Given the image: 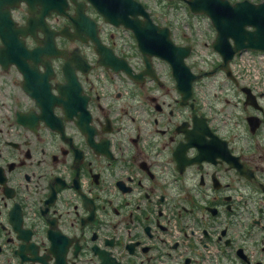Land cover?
I'll list each match as a JSON object with an SVG mask.
<instances>
[{"label": "flooded vegetation", "instance_id": "1", "mask_svg": "<svg viewBox=\"0 0 264 264\" xmlns=\"http://www.w3.org/2000/svg\"><path fill=\"white\" fill-rule=\"evenodd\" d=\"M176 1L152 22L189 47L191 83L123 26L93 39L49 10L69 37L13 35L61 53L24 58L37 98L0 69V264H264V84L193 41ZM64 11L96 17L89 0ZM10 12L27 26L23 0Z\"/></svg>", "mask_w": 264, "mask_h": 264}, {"label": "water", "instance_id": "2", "mask_svg": "<svg viewBox=\"0 0 264 264\" xmlns=\"http://www.w3.org/2000/svg\"><path fill=\"white\" fill-rule=\"evenodd\" d=\"M1 1L4 2L3 6L5 9L0 11V37L2 40V45L0 46V63L4 66L6 53L19 51L24 59L29 56V52L21 45V43H12L4 38L10 35L7 34L5 29L19 31V28L15 27L12 22L9 11L7 10V6L17 2V0ZM92 2L99 9V12L105 16V20L114 24L121 22L129 26V15H135L138 12L142 13L140 6L133 2V0H92ZM39 3L46 5L52 2L39 0ZM188 3L192 11L204 12L211 17L218 31L214 47L223 54L224 66H226V62L231 58L233 52L240 50L241 48L249 47L264 51V2L259 5L251 4V12L246 18L243 17L244 15L238 14L243 8L239 9V7H231L224 0H189ZM80 14L83 16L82 13ZM247 23L254 26V30H245L244 26ZM146 36L147 34H141L139 39L143 41ZM229 36L234 39L235 45L233 47L228 43ZM141 41V46L147 47L149 45L148 43ZM155 46H157V44H155ZM48 51L49 49L44 52L47 53ZM157 52L160 54L162 50H158ZM11 60L12 59H9L7 61ZM177 71H180L179 66L177 67ZM188 77L190 79L193 78L191 75ZM189 88L188 85L187 89L189 90Z\"/></svg>", "mask_w": 264, "mask_h": 264}, {"label": "rangeland", "instance_id": "3", "mask_svg": "<svg viewBox=\"0 0 264 264\" xmlns=\"http://www.w3.org/2000/svg\"><path fill=\"white\" fill-rule=\"evenodd\" d=\"M149 3H150V5H152V6H155V1L154 0H149ZM157 14V13H156ZM159 14V13H158ZM185 14V12L184 11H181V15H184ZM196 19H192V22L194 23V21H195Z\"/></svg>", "mask_w": 264, "mask_h": 264}]
</instances>
